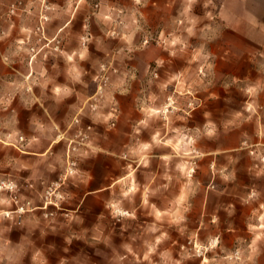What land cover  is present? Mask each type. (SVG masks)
I'll return each mask as SVG.
<instances>
[{
  "label": "rangeland",
  "instance_id": "rangeland-1",
  "mask_svg": "<svg viewBox=\"0 0 264 264\" xmlns=\"http://www.w3.org/2000/svg\"><path fill=\"white\" fill-rule=\"evenodd\" d=\"M0 264H264V0H0Z\"/></svg>",
  "mask_w": 264,
  "mask_h": 264
}]
</instances>
